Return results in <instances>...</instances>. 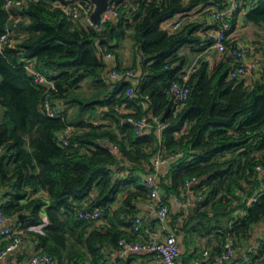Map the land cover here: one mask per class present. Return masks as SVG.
<instances>
[{"label": "trees", "instance_id": "1", "mask_svg": "<svg viewBox=\"0 0 264 264\" xmlns=\"http://www.w3.org/2000/svg\"><path fill=\"white\" fill-rule=\"evenodd\" d=\"M8 1L15 0H0V36L9 24L26 36L18 45L6 47L0 54V107L4 112V121L0 123V188L7 187L6 197H9L0 206L5 215L31 210L26 215V228L43 222L40 212L46 206L49 225L44 234H38L44 253L61 263L67 259L78 264L74 252L66 251L67 241L74 237L76 242L84 244L93 264H107L100 243L117 244L125 238L122 231L112 227L87 232L93 222L80 219L79 212L87 203V211L105 208L106 219L108 206L119 192L127 191L124 206L112 219L116 222L122 215L121 224L136 219L134 202L147 198L149 189L139 175L115 181L114 167L144 174V165L150 164L155 153L156 128L138 137L135 126L122 121L117 110L123 103H137L141 97H147L148 113L160 117L167 125L163 130L167 150L181 148L185 153L172 165L169 175L172 185L166 191H177L192 177L204 178L201 185L209 190L202 204L210 206L213 217H209L207 208L196 212L183 230H188L191 223L195 227L206 224L207 233L214 235V230L219 228L214 241L221 246L229 238L251 236L252 228L264 220V194L256 203L248 205L237 190L252 195L259 189L255 167L264 164V73L252 85H247L246 79H230L231 66L222 64L212 72L209 64L204 63L191 78L192 91L186 107L176 115L170 92L172 82L180 73L175 66L180 62L179 50L185 46H193L198 51L205 49L200 47L199 23L185 21L177 29L164 28V24L178 16H187L203 3L223 7L219 1L217 4L211 0H191L189 4L184 0L140 1L131 21L108 24L104 34L112 29L117 43L130 38L134 51L143 59L146 78L135 98L127 96L129 83H123L112 85V95L104 100L102 96L109 85L104 79V65L96 46L103 34L92 26L77 27L61 8L54 7L57 2L66 4L65 0H27L16 10L11 9V14L20 17L17 23L10 22L9 13L4 9ZM246 20L264 25V0H258L247 12ZM215 27L213 22L211 29ZM107 47L111 51L114 48ZM28 59H36L55 73L58 89L55 101L66 100L85 79L92 78L100 84L97 96L101 99L80 102L81 111L88 112L92 119L98 105L107 107L103 115L116 124L121 138L105 125L83 123L87 129L71 139L72 144L79 146L63 147L56 133L68 127L66 119L51 118L44 112V90L22 66ZM139 112L138 109V115ZM187 125L190 126L187 134L175 139L174 133ZM24 136L29 138L28 146ZM107 140L121 149L122 159L103 146ZM41 190L50 196L48 205L39 199L23 203L29 195ZM94 190L98 195L91 199ZM240 210L246 214L230 228L210 226L223 219L228 221ZM220 252L221 248L217 247L212 254ZM252 257L254 264H264V244Z\"/></svg>", "mask_w": 264, "mask_h": 264}, {"label": "crops", "instance_id": "2", "mask_svg": "<svg viewBox=\"0 0 264 264\" xmlns=\"http://www.w3.org/2000/svg\"><path fill=\"white\" fill-rule=\"evenodd\" d=\"M76 0H65L66 6L71 5ZM140 1L146 0H122L121 3V10H120V19L110 23V24H117L121 20L131 21L132 15L135 12V8L137 3ZM191 0H184L185 4H189ZM219 1L221 5L228 3L231 0H211V2L217 4L216 2ZM241 4L240 14L234 19V29L231 32V44L233 47L244 48H264V25H258L246 20V14L252 8H254L258 2V0H237ZM58 6L62 5L63 3L57 2ZM55 4V5H56ZM208 4V3H207ZM203 3L198 8H195L192 13L188 14L185 17H176L174 21H171L170 25H165L164 28L167 29H174L177 23H182L185 21L189 22H197L201 25L199 29L198 35H201L203 31L210 30L213 27V22L210 18L211 10L215 8H219V4L217 6H210ZM17 8L14 7V10ZM20 17L17 14H9V20L12 23H17ZM74 25L77 27H87L92 26L95 27L96 24L90 23L84 17H80L79 19H72L70 18ZM14 21V22H13ZM175 23V24H174ZM11 27V25L9 24ZM12 28V27H11ZM14 33L18 35L26 36L24 32H20L16 29H13ZM105 31L101 32L102 38L105 39L108 37L109 32L104 34ZM98 39L96 42V46L98 47L97 55L99 56L101 62L104 65V73L111 68L113 65H118L121 68H131L138 71V77L131 79L128 81L129 88L135 89L138 93V87L143 80H141L140 75H145L146 72L143 71L142 67V57L139 53H136L133 49V43L130 38L126 37L120 43H117L116 40L113 38L110 44H100V40ZM113 46L114 48L112 51L107 46ZM251 58L257 57L261 59L260 66L257 70L249 76H246L242 79H246L247 85H252L255 80L259 79L261 74L264 73V56L257 51H252L250 54ZM177 58L180 62H183L185 67H189L193 64H197L198 68L202 66L204 63H208L211 67V71L214 72L215 68L219 65L226 64L229 67L232 66V62L234 57L232 53L227 50L224 53H221L217 50L210 49L207 51H198L193 46H185L179 50L177 53ZM109 85L106 91L102 96V100L108 98L112 95V84L106 83ZM111 86V87H110ZM87 89V90H85ZM88 91V92H86ZM101 91V85L94 83L92 78L85 79L83 82L80 83L78 88L72 90L71 94L69 93V97L65 99H57L55 102L58 106L59 113L61 117L66 119V124L68 125L67 128L73 129V134L71 139L77 137L87 129L83 126V123L87 124H94V125H105L109 129L113 131L119 138H121V133L117 128L116 124L112 122L110 119H106L103 115L105 111H107V107H103L98 105L97 112L95 113L94 117L91 119L90 114L88 112L81 111L80 102H90L94 99L97 101L101 98H98L97 94ZM136 93V94H137ZM88 95V96H87ZM119 96V95H118ZM97 97V98H96ZM70 98L73 101H70ZM135 98V97H133ZM130 98V99H133ZM76 108V113L72 117L71 110ZM138 109L140 110V115H138ZM149 104L147 97H141L137 103H123L122 106L117 107L118 113L122 117L121 120L125 121L128 117L133 116L135 119H140L143 116H153L152 113H148ZM137 116L139 118H137ZM157 117V116H155ZM160 118V117H159ZM4 121V112L0 107V123ZM190 126L187 125L183 128L181 132L174 133L175 139L179 140L184 134H187ZM152 129L147 130L146 132H150ZM157 141L155 147V153L150 160L149 165H144V174L141 172H132L127 168L115 166V178L118 179H128L133 176H141L142 181L146 179L150 175H155L158 179L159 188H160V199L161 203L165 204L169 208V216L164 222H160L156 216V210H158L159 203L151 199L150 197V190L148 193L147 198L145 199H137L135 200L136 205V219L139 218L143 221L144 225L152 228L161 230L163 236L167 235H175L179 241L181 246V257L179 259V264H195L196 260L202 258V253L208 250L211 254L215 248L220 247L221 252L224 250L225 245L230 242L232 249L234 250V259L232 263L227 264H234V262L239 261L245 255L249 254L253 256L257 253L253 248L256 242L260 239L261 235L264 232V220L261 221L259 224H256L251 231V236L248 238H234V239H227L225 245L222 247L221 243H216L214 241V235L220 233V229L214 230V235H209L207 233L208 225H202L195 227V223H191L189 229L183 230L184 225L191 219L192 216L196 214V212H201L207 208L209 211V217H213V212H210V206L205 207L204 203L206 196L208 195L209 190L207 187L201 185L202 181L204 180L199 178V182L192 185L190 192L187 194L184 190V185H181L177 191L175 192H168L166 191L167 187H171V178L170 169L174 162L163 164L159 167H155L153 164V159L157 155L159 150H167L165 145V140L163 138V130L159 131L156 129ZM57 138V137H56ZM26 140V146L29 144V138L24 136ZM58 140V139H57ZM59 142V141H58ZM103 146L109 148L117 159H122L123 154L120 149V155H117L115 151H113V147L116 146L114 143L104 141ZM180 160V159H179ZM130 173V174H129ZM260 179L259 182V189L253 191L252 195H249L248 191H240L237 190V194L243 199V201L247 202L248 205H252L250 202L251 197L254 194H264V174H257ZM114 178V180H115ZM115 180V181H116ZM189 180V179H188ZM187 181V180H186ZM7 187L0 188V205L4 203L9 197H6ZM98 192L94 190L91 194V199L97 197ZM127 196V191H121L116 197V200L108 206L109 215L106 219L101 222H93L91 225L89 224V228L87 232L92 231L93 228L102 229L104 231L106 228L112 227L116 230L122 231L125 234V239L128 242H140L143 241V236L138 235L134 232V222H125L121 224V220H124V217L120 215L118 220L115 222L113 221L112 217L115 212L120 210L124 206V199ZM39 199L42 200L46 205L50 203V196L47 191L41 190L35 194L29 195V197L23 200V203H27L30 200ZM201 200V203L198 201ZM87 203H84L83 209L87 208ZM46 206L40 212L41 219L47 217ZM97 209V208H96ZM30 211L24 212H17L13 215H5L9 219L6 226L16 228L22 231L23 242L12 252L6 253L3 257L0 258V264H25V262L33 255L37 253H44L45 251L40 246V237L38 234L31 233L26 231V227H24L25 219H27V214ZM246 212L244 210H240L235 212L232 215V218L228 221L221 220L220 223H211L210 226L216 225L219 226H227L231 227L234 223H236L239 219L244 217ZM127 223V224H126ZM130 224V225H128ZM194 227V228H193ZM87 235V233H86ZM121 239V238H120ZM119 242V241H118ZM117 244H111L108 241H104L100 243L101 252L103 253L107 264H162L160 258L152 253L148 252H130L124 253L123 250ZM6 240H2L0 246L2 248L6 245ZM66 251H73L75 256L79 259L78 264H93L91 255L87 252L86 247L82 243L76 242L75 238H71L70 241H67ZM216 254V255H219ZM212 256H215L212 254ZM69 261L66 259L64 263H61L59 260L53 259L52 264H67ZM254 264V263H253Z\"/></svg>", "mask_w": 264, "mask_h": 264}, {"label": "built area", "instance_id": "3", "mask_svg": "<svg viewBox=\"0 0 264 264\" xmlns=\"http://www.w3.org/2000/svg\"><path fill=\"white\" fill-rule=\"evenodd\" d=\"M27 0H15L8 1L4 9L10 14L11 9L17 6H21ZM160 1V0H146ZM56 4V3H55ZM54 7L61 8L64 15L72 18L79 19L84 17L91 23L90 16L93 12L94 5L88 0H76L71 5L57 4ZM120 7L121 3L118 0H111L107 9L103 13L102 20L99 24H96L95 28L99 32L106 30L108 24L113 23L120 19ZM241 4L237 0H231L224 4L223 7L215 8L210 12V18L212 22L216 24V27L211 30L203 31L201 33L200 47L204 48V51L214 49L221 53L229 50L234 60L232 62L231 70L229 72L230 79H242L246 76L252 75L260 66L261 59L252 57L250 54L252 51H257L264 56V48L256 49L250 47L238 48L233 47L231 44V31L233 27L234 19L240 14ZM137 10V6L135 11ZM181 24L177 23L174 29H177ZM24 39L23 35L14 33L10 26H6L3 33L0 36V54H3L6 47H14L18 45ZM230 45V46H229ZM22 66L32 77L34 83L44 90V98L42 102V108L44 112L51 118H59L60 113L58 106L55 102L54 96L57 93V84L55 80V73L47 67L40 64L36 59L24 60ZM175 66L180 69L177 80L171 84L170 92L174 97L175 102V115L183 110L191 95V78L195 75L199 68L197 64H193L189 67H185L180 62L175 63ZM138 71L131 68H121L118 65H113L109 68L104 76L106 83L112 85H118L128 83L129 80L138 77ZM141 80H145V75H140ZM136 91L133 88H128L126 94L129 98L136 96ZM128 123L135 126V134L138 137L150 129L156 128L162 131L166 128L159 117L155 116H143L140 119H135L130 116L126 119ZM73 134L72 128H66L63 131L56 133V137L59 143L63 146L73 145L78 147V143H71V136ZM113 151L120 155V149L118 146L113 147ZM184 151L181 148L173 150H159L157 155L153 159L155 167H159L163 164L170 163L182 159L184 157ZM256 174H264V164H257L255 167ZM130 174V173H129ZM264 177V176H263ZM199 182L198 177H192L187 180L184 185V190L188 194L192 185ZM143 184L150 190L151 199L158 201L159 206L156 210V216L160 222H164L169 216V208L161 203L160 188L157 177L154 175L148 176L144 179ZM262 194H254L251 197V204L258 201ZM201 203V200L198 201ZM105 208H97L91 211L82 209L79 212L80 219L87 222H101L106 216ZM9 219L5 217L2 207L0 206V243L2 240H6L4 248L0 246V258L6 253L14 251L22 242V231L16 228L6 226ZM49 225L47 217L43 218V222L38 225H32L26 228V231L35 234H44L45 228ZM134 232L143 236V241L140 242H128L125 239H121L118 242L119 247L124 253L130 252H148L158 256L162 264H179L182 251L179 241L175 235L163 236L161 230L152 229L144 225L143 221L139 218L135 219ZM264 244V232L260 239L254 245V250L258 252ZM234 259V250L231 243L228 242L221 254L212 256V254L206 250L202 253V258L195 261V264H227L232 263ZM53 258L46 253H37L31 256L25 264H52ZM67 264H76V260H71ZM234 264H253V257L249 254L245 255L239 261Z\"/></svg>", "mask_w": 264, "mask_h": 264}, {"label": "water", "instance_id": "4", "mask_svg": "<svg viewBox=\"0 0 264 264\" xmlns=\"http://www.w3.org/2000/svg\"><path fill=\"white\" fill-rule=\"evenodd\" d=\"M88 1L94 5V9L93 12L91 13L90 20L93 24H99L102 20L103 13L107 9L111 0H88ZM112 34H113V30L111 29L109 31L108 37L100 40V44H110L112 40Z\"/></svg>", "mask_w": 264, "mask_h": 264}, {"label": "rangeland", "instance_id": "5", "mask_svg": "<svg viewBox=\"0 0 264 264\" xmlns=\"http://www.w3.org/2000/svg\"><path fill=\"white\" fill-rule=\"evenodd\" d=\"M170 24H171V21L165 23V25H170ZM85 90H87V89H85ZM86 92H88V91H86ZM75 113H76V108H74L73 110H71V112L69 113V115L71 114V116L73 117L75 115Z\"/></svg>", "mask_w": 264, "mask_h": 264}]
</instances>
